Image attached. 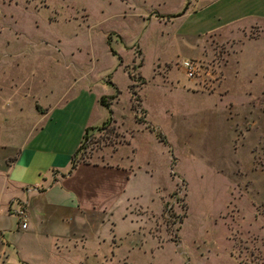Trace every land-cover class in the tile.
<instances>
[{"label": "rangeland", "instance_id": "rangeland-1", "mask_svg": "<svg viewBox=\"0 0 264 264\" xmlns=\"http://www.w3.org/2000/svg\"><path fill=\"white\" fill-rule=\"evenodd\" d=\"M184 3L0 0V153L33 120L31 93L50 105L61 92L74 98L100 85L104 95L117 92L110 112L94 107L101 112L79 152L89 161L127 155L148 170L132 179L137 228L115 214L121 245L102 264H264V76L234 62L239 35H205L199 48L179 36L168 14ZM184 58L199 64L192 77L179 66Z\"/></svg>", "mask_w": 264, "mask_h": 264}, {"label": "crops", "instance_id": "crops-1", "mask_svg": "<svg viewBox=\"0 0 264 264\" xmlns=\"http://www.w3.org/2000/svg\"><path fill=\"white\" fill-rule=\"evenodd\" d=\"M186 3L184 11L174 16L179 21L175 29L179 36L199 48L205 35H239L234 62L249 65L251 77L264 76V0ZM186 21L188 28L181 31ZM251 26L257 27L258 34L243 35V30ZM78 78L72 79L75 84ZM96 88L92 93L84 85L74 98L61 92L50 98V105L30 94L33 120L21 130L20 139L2 146L0 153V264H31V260L47 264L50 259L54 264H83L88 256L102 264L121 245L114 230L115 214L131 223V233L136 230L137 221L128 208L132 202L137 203L140 193L133 188L132 179L139 171L148 173L145 164L140 166L124 155L115 160L79 161L67 173L83 129L96 126L92 123L94 111L100 115L94 107L101 106L98 97L104 95V89L100 85ZM81 93L88 100L65 109ZM17 204L25 214L23 229L13 213ZM137 241L134 238L131 243ZM91 243L93 248H89Z\"/></svg>", "mask_w": 264, "mask_h": 264}, {"label": "trees", "instance_id": "trees-1", "mask_svg": "<svg viewBox=\"0 0 264 264\" xmlns=\"http://www.w3.org/2000/svg\"><path fill=\"white\" fill-rule=\"evenodd\" d=\"M186 7V3H184V5L181 7V9L175 13H172V14H168V16H174V15H178L180 13H182L184 11ZM106 43H108V40H109V35H106ZM109 51L111 54H116L114 50H112L110 47H109ZM118 58V61L120 62V58L119 56H117ZM130 77H132V74L130 75ZM108 80V79H107ZM144 80H141V83H143ZM112 84V83H111ZM131 85V84H130ZM115 89V88H114ZM117 92V90L115 89L114 90V93L113 94H108V95H100L98 97V102L103 105L105 108H107L108 112H110V108H109V100L108 99H112L115 95V93ZM131 97L133 100H136L137 99V96L136 94L133 92V90H131ZM130 107L132 108H135V102H131L130 104ZM141 113H144V111L141 110ZM133 118H134V121L136 122H144V119H143V116L141 115H136L135 113L133 114ZM145 126L147 127V129L151 132H153L154 136L162 141L163 143H166L165 141V138L164 136L158 131V130H155L154 128H152L151 126H148L145 124ZM93 126H87L83 129L82 131V134H81V137H80V140H79V143L77 144L76 148L73 150L71 156H70V159H69V167L67 169V173L70 172V170L79 162V161H87V159L84 158V155L79 152L82 148H83V140L87 137V131L89 129H92ZM80 153V154H78Z\"/></svg>", "mask_w": 264, "mask_h": 264}, {"label": "built area", "instance_id": "built-area-1", "mask_svg": "<svg viewBox=\"0 0 264 264\" xmlns=\"http://www.w3.org/2000/svg\"><path fill=\"white\" fill-rule=\"evenodd\" d=\"M179 66L183 69L184 74L187 77H192L195 75L197 69H198V62L197 60L193 58H184L180 61ZM13 213L16 216L18 220V227L20 229H23L25 227V214L22 209V206L20 204H17V206L13 209Z\"/></svg>", "mask_w": 264, "mask_h": 264}]
</instances>
